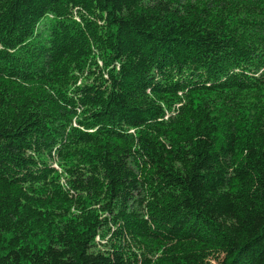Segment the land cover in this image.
<instances>
[{"label": "trees", "instance_id": "trees-1", "mask_svg": "<svg viewBox=\"0 0 264 264\" xmlns=\"http://www.w3.org/2000/svg\"><path fill=\"white\" fill-rule=\"evenodd\" d=\"M216 262L264 264V0H0V264Z\"/></svg>", "mask_w": 264, "mask_h": 264}, {"label": "rangeland", "instance_id": "rangeland-1", "mask_svg": "<svg viewBox=\"0 0 264 264\" xmlns=\"http://www.w3.org/2000/svg\"><path fill=\"white\" fill-rule=\"evenodd\" d=\"M55 165H56V167H57V168H59V166H58V163H57V162L55 163ZM215 264H218V263L216 262Z\"/></svg>", "mask_w": 264, "mask_h": 264}]
</instances>
